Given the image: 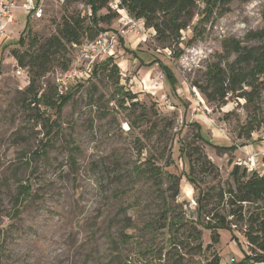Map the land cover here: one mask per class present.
<instances>
[{"label": "rangeland", "instance_id": "obj_1", "mask_svg": "<svg viewBox=\"0 0 264 264\" xmlns=\"http://www.w3.org/2000/svg\"><path fill=\"white\" fill-rule=\"evenodd\" d=\"M3 1L15 7L14 23L0 36V264H153L154 256V264H209L215 257L219 264H244L249 251L240 232L239 243L226 230H219L213 243V233L198 226L202 251L192 249L188 229H171L162 212L166 201L174 209L171 217L187 220L197 207L198 194L184 176L189 168L182 144L200 147L224 183L243 163L242 149L257 150L264 142V90L252 104L232 100L220 107L199 89L206 85L207 68L220 60L225 38L243 40L264 26V0H235L230 13L215 16L205 25V36L191 44L199 16L179 46L163 48L147 28L139 36H121L112 59L119 76L101 71L72 82L65 95L73 98L59 115L52 105L30 104L28 71L12 52L30 49L34 35L42 40L53 35L65 16L81 15L89 24L91 9L86 0H38L43 11L37 16L24 10L27 0ZM113 2L97 14H118L99 23L108 31L121 29L122 15L112 9ZM202 11L199 5L198 14ZM60 71L56 67L41 81L50 95ZM130 95L136 98L130 101ZM54 120L47 137V124ZM251 123L255 131L247 141L240 135ZM196 125L207 143L197 140ZM152 158L161 173L155 181L145 171ZM174 178H181L178 191L171 188ZM22 187L29 188L28 197ZM178 240L181 249L174 246Z\"/></svg>", "mask_w": 264, "mask_h": 264}, {"label": "trees", "instance_id": "obj_2", "mask_svg": "<svg viewBox=\"0 0 264 264\" xmlns=\"http://www.w3.org/2000/svg\"><path fill=\"white\" fill-rule=\"evenodd\" d=\"M235 0H121L120 8L127 11L130 17L143 20L147 29L154 31L156 41L163 48L179 46L183 42L182 33L189 30L197 16L199 20L192 27L191 44L201 39L206 34L205 25L209 24L215 16H224L231 11V5ZM247 3L254 0H240ZM38 4V0H36ZM91 9L89 24L87 18L79 15L65 16L57 25L56 32L48 38L40 39L36 35L30 40V49L20 52L14 50L13 57L18 66L27 69L29 85L25 90L30 104L40 107L41 104L54 106L59 115L62 108L72 100V94L59 96L54 84L55 95L43 89L42 79L51 73L56 67L65 71L69 68L70 57L74 55L75 48L84 40H94L104 30L99 23H108L118 16L116 12L103 17H98V12L108 8L109 0H86ZM199 5H203L202 15L198 14ZM264 22V11L262 13ZM22 40V39H20ZM122 41V39H121ZM21 43V42H20ZM177 54V52H175ZM183 50L176 55L179 58ZM72 58V57H71ZM158 64L164 73L173 80L168 68ZM109 71L119 76V68L111 59H106L95 67L93 77L99 72ZM119 80V78H118ZM119 81L117 82L118 85ZM205 86H199L200 91L207 101L220 107L227 105L229 101L244 100L246 103L258 101L264 90V26L256 31H250L243 40L233 37L222 41V54L220 60L211 64L205 73ZM56 96V97H55ZM136 98L130 95V101ZM131 107L137 108L138 103H132ZM56 120L47 124V137H50L56 126ZM173 124H169L172 127ZM198 141L205 143L199 125H196ZM255 131L254 124L240 135L245 140H252ZM207 143V142H206ZM74 145V140L71 139ZM48 142L43 145L41 155L45 154ZM75 148H71V154ZM220 149V148H218ZM73 150V151H72ZM182 157L186 160L188 172L184 174L186 181L196 190L197 207L193 216L187 220L179 217H171L174 210L165 200L162 216L168 221L167 226L175 231L186 228L189 238L192 240V249L202 251L201 232L198 226L213 233V243L219 240V230H226L238 243L236 231L244 237L249 254H245L244 264H264V176L257 172H249L247 168L236 164L229 178L222 183L219 168L215 166L203 153L200 147L192 148L185 143L180 149ZM40 156V154H38ZM71 164H75V158L71 155ZM137 167L136 170H139ZM145 171L155 181L161 175L159 166H156L155 158L148 160ZM181 178H174L172 189H178ZM211 181H218L217 186L207 187ZM155 184L158 183L155 182ZM22 187L28 197L30 190ZM178 192H176V195ZM15 202L19 204L18 198ZM21 202V201H20ZM239 230H234L236 228ZM181 241L174 243L176 249H181ZM240 245V244H239ZM148 251H153L151 248ZM162 257V255H161ZM152 263H156L157 257H152ZM162 259V258H161ZM219 257H215L209 264H219Z\"/></svg>", "mask_w": 264, "mask_h": 264}, {"label": "built area", "instance_id": "obj_3", "mask_svg": "<svg viewBox=\"0 0 264 264\" xmlns=\"http://www.w3.org/2000/svg\"><path fill=\"white\" fill-rule=\"evenodd\" d=\"M121 0H114L110 4L114 11L121 13L122 17L119 19L121 29L118 31H106L101 33L94 40H84L76 46L75 55L72 58L69 68L65 71L57 73L54 84L57 88L59 96H64L72 82H82L92 78L95 67L105 61L106 59H114L117 54V49L121 41L120 37H125L127 34L136 33L138 36L144 31L143 20H137L129 16L126 10L120 8ZM34 0H27L23 6L28 15L42 14V8L37 7ZM14 4L1 2L0 3V36L4 35L6 25L13 24L14 19L12 9ZM142 28H140V26ZM253 137V134H252ZM250 151L245 152L243 165L249 172H257L264 176V142L261 148L254 150L253 145L249 146Z\"/></svg>", "mask_w": 264, "mask_h": 264}, {"label": "crops", "instance_id": "obj_4", "mask_svg": "<svg viewBox=\"0 0 264 264\" xmlns=\"http://www.w3.org/2000/svg\"><path fill=\"white\" fill-rule=\"evenodd\" d=\"M157 64V63H156Z\"/></svg>", "mask_w": 264, "mask_h": 264}]
</instances>
